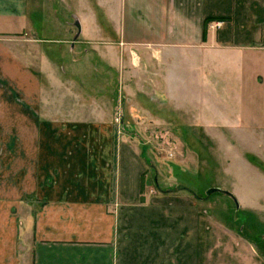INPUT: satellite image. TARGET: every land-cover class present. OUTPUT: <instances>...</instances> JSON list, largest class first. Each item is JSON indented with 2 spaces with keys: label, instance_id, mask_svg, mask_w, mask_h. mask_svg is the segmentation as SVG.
I'll return each mask as SVG.
<instances>
[{
  "label": "crops",
  "instance_id": "0c3cea01",
  "mask_svg": "<svg viewBox=\"0 0 264 264\" xmlns=\"http://www.w3.org/2000/svg\"><path fill=\"white\" fill-rule=\"evenodd\" d=\"M97 1L104 24L92 28L78 15L69 53L98 44L105 94L125 96L126 64L153 68L160 92L181 95L185 108L201 113L209 98L212 113L246 115L223 118L230 128L246 120L264 131V0ZM30 6L0 0V85L11 89L0 94V114L8 130L27 125L21 115L38 134L0 139V264H206V221L191 220L170 196L143 193L144 159L114 137L116 108L95 100L99 84L81 88L78 60L68 65L64 45L48 56ZM31 45L56 88L50 101L40 86L36 116L25 104Z\"/></svg>",
  "mask_w": 264,
  "mask_h": 264
},
{
  "label": "rangeland",
  "instance_id": "374dc122",
  "mask_svg": "<svg viewBox=\"0 0 264 264\" xmlns=\"http://www.w3.org/2000/svg\"><path fill=\"white\" fill-rule=\"evenodd\" d=\"M30 10L36 14L34 23L45 27L34 37L41 40L48 56L54 59L59 45H64L66 55L62 57L68 65L74 58L78 60L77 78H80L81 88L87 90L90 85L99 84L100 91H96L97 99H94L101 105L110 103L116 108L114 137L131 144L144 159L143 193L170 196L175 201L174 207L183 204L190 209L191 220L206 221L205 242L202 244L207 254L206 264H264V131L250 130L246 120H242L238 128H230L232 124L223 118H246V115L212 113L209 98H206L201 113L193 112L192 107L185 108L181 95L168 98L160 92L156 81L159 76L153 73V68L138 69L126 64L125 96L114 98L110 92L105 94L98 44L89 47L78 44L75 54L70 56L69 53L76 35L70 31L75 30L73 24L78 15L84 16L82 20L92 28L104 24L98 1L31 0ZM20 52L27 53V50L21 49ZM30 53V100L25 104L30 105L31 110H37L40 86L50 101L55 100L56 88L55 82L48 81L49 76H41L39 47L31 45ZM109 76L112 90L116 74ZM10 90V85H0V94H8ZM16 92L18 89L15 90L18 97ZM17 99L19 103L23 101L21 97ZM85 100V106L92 103L90 97ZM189 109H192L191 113L185 112ZM34 115H37L35 111ZM6 116L0 114V124L5 127L0 130V139L5 135L31 140L38 137L33 120L30 122L15 115L20 119L18 121L24 120L27 125L13 131L7 129ZM155 177L160 189L154 185ZM178 186L190 191L178 190ZM211 188L228 191L233 197L224 192L207 196L206 192Z\"/></svg>",
  "mask_w": 264,
  "mask_h": 264
},
{
  "label": "water",
  "instance_id": "95a60500",
  "mask_svg": "<svg viewBox=\"0 0 264 264\" xmlns=\"http://www.w3.org/2000/svg\"><path fill=\"white\" fill-rule=\"evenodd\" d=\"M76 26L78 27V29H79V31H80V25H79L78 22L76 23ZM79 35H80V33L77 34V36L75 37V40L79 37ZM154 185H155V187H156L157 189H160V185H159V183H158L157 177L154 178ZM177 189H178V190H187V191H190L188 188H186V187H184V186H178ZM217 192H224L225 194L230 195L231 197H233V195H232L231 193H229L228 191H222V190L219 189V188H211V189H209V190L206 192V195H207V196H210V195H212V194H214V193H217ZM235 201H236L237 208H239V203H238V201H237V200H235Z\"/></svg>",
  "mask_w": 264,
  "mask_h": 264
},
{
  "label": "built area",
  "instance_id": "2783aa9c",
  "mask_svg": "<svg viewBox=\"0 0 264 264\" xmlns=\"http://www.w3.org/2000/svg\"><path fill=\"white\" fill-rule=\"evenodd\" d=\"M213 25H214V27L219 28V27L222 26V23H221V22H215ZM213 25H212V26H213Z\"/></svg>",
  "mask_w": 264,
  "mask_h": 264
},
{
  "label": "trees",
  "instance_id": "16d2710c",
  "mask_svg": "<svg viewBox=\"0 0 264 264\" xmlns=\"http://www.w3.org/2000/svg\"><path fill=\"white\" fill-rule=\"evenodd\" d=\"M211 21H213V19H208V20H206V22H205V26H206V28H207V26H208V23H210Z\"/></svg>",
  "mask_w": 264,
  "mask_h": 264
}]
</instances>
